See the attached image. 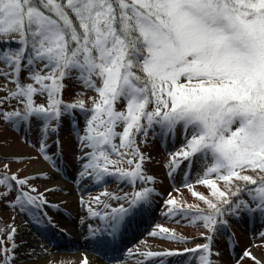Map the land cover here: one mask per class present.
Here are the masks:
<instances>
[{"label":"snow or ice","instance_id":"1","mask_svg":"<svg viewBox=\"0 0 264 264\" xmlns=\"http://www.w3.org/2000/svg\"><path fill=\"white\" fill-rule=\"evenodd\" d=\"M0 79V137L14 130L32 144L35 132L36 158L62 174L58 133L67 122L77 189L109 180L130 189L88 200L81 194L86 215L79 223L98 248L114 247L122 228L160 196L149 186L156 177L146 171L151 157L142 146L150 141L174 145L180 137L164 167L176 192L175 177L183 171L181 187L195 200L168 193L162 215L188 220L207 242L182 250L130 249L137 264H172L174 257L182 264L186 254L197 264H217L212 242L231 219L264 218V0H0ZM69 84L80 90L66 101ZM53 134L57 151L49 155ZM4 169L0 199L14 192L10 206L21 213L48 203L31 185L34 177L9 175L7 163ZM158 227L149 235L194 242ZM8 228L0 264H17V228ZM36 255L35 249L25 253ZM243 257L255 260L248 251ZM80 264L91 262L83 256Z\"/></svg>","mask_w":264,"mask_h":264},{"label":"rangeland","instance_id":"2","mask_svg":"<svg viewBox=\"0 0 264 264\" xmlns=\"http://www.w3.org/2000/svg\"><path fill=\"white\" fill-rule=\"evenodd\" d=\"M4 81L0 79V85ZM11 87V85H9ZM78 87L73 88L72 85L68 86V90L65 92L66 99L71 100L74 91H79ZM92 93H89L91 95ZM4 93L0 91V96ZM14 104V102H13ZM7 107V105H5ZM83 122L81 121V127ZM61 141L64 147L66 156L68 157L67 163L64 159L61 162V167L63 168L62 174L53 173L50 170V166L43 160L42 157H37L36 144L37 134L34 132L33 135L29 137L32 144H36L33 147L32 144L25 143L23 140L22 132H15L14 130H4L3 137H0V144H4V137L7 138V143L4 147L0 148V157H5V159H0V174H2L4 169V164H8V174H16L19 178H24L27 176L34 177L30 181L31 185L38 189V192L44 193L48 203L44 205L45 208L51 210L53 214L51 218H47L45 214L41 213L37 215L41 218V222H35L36 216H30L29 212L21 213L18 208H13L10 206L11 202L15 199V193H11L7 199H0V229H4L3 233L0 234V240L7 241V236L9 233V225H14L17 228V234L15 236V242L18 245L17 238L20 237L19 227L25 228L29 224L41 227L46 222L52 224L53 228L59 227V220L65 215L74 213L73 207L75 204L80 207V215H86V210L81 207L79 200L81 194L85 200L96 195L98 189H102L103 192L107 191L116 195H122L125 191H130V189L122 184L117 187H112L114 180H109L108 183L101 186H94L91 184H85L82 188L77 189L74 183L73 177L75 175V165L72 160L73 145L75 143L74 133L71 132L68 127V123L64 124L62 127ZM56 137V136H54ZM52 136L48 139V141ZM56 138H54V141ZM47 141V142H48ZM180 137L176 140L173 145L172 142H167L166 146L159 141H150L147 146H143V151L146 155H149L151 159L146 164V171L156 177L157 183L154 185L160 196L156 197L153 205L150 209L141 213L140 218L148 217L147 224H142V226L137 227L140 231L132 238L130 243L133 245L124 250V257L117 259L114 264H126L130 263L131 258H136V256L130 255L129 250L135 252L137 249L141 250H165V249H184V248H194L197 244L204 243V239L199 237L202 229H198L189 223L188 220L180 219L177 220L169 219L162 215L161 212H157L158 208H163V201L168 198V193H172V196L176 197L178 200H184L187 203L194 202L195 198L187 191V189L182 188L183 181V171L178 173L175 177V187L180 188V192L173 191V181L169 180L167 177V169L164 165L168 161L167 152L175 151L180 147ZM51 148L48 154L50 155V150L57 149L55 144H49ZM167 149V150H166ZM44 173H47V178H45ZM71 189H70V187ZM46 188L53 189L52 192H46ZM73 188H76L73 191ZM5 189L0 186V192ZM196 190L207 194L206 189L203 186H196ZM37 194V193H33ZM107 199V197H105ZM115 206V204H113ZM164 209V208H163ZM138 217V215H136ZM242 223L236 222L238 240L236 241L231 233L225 229L221 233H218L213 241V249L215 253L218 252L219 259L222 264H256V260H259L261 264H264V240L260 238V233L264 232V218L261 219L257 217H244ZM47 223V224H48ZM166 227L171 231H175L178 236L185 237L189 242L186 244H177L174 241H169L162 239L161 235L151 236L149 233L153 231L159 232V227ZM42 228V227H41ZM48 226L43 227L42 230L46 232L47 236H51L53 243L56 242V236H54V229ZM20 234V235H19ZM198 236V237H196ZM192 237V238H191ZM194 237V238H193ZM191 238V239H189ZM206 242V241H205ZM237 242V243H236ZM41 244V243H39ZM42 245V244H41ZM10 247V244H8ZM19 246V245H18ZM47 248L49 246L47 245ZM35 249L38 255L33 256L31 259L25 257V253H30ZM44 249H46L44 247ZM43 248L37 249L32 245L24 244L20 245L17 249V255L20 259L17 264H45L47 259L51 256V252L57 253L60 256H68L71 253L65 249V247L59 251L45 252ZM248 251L251 253L255 260L250 257H243V253ZM42 252V253H41ZM243 257V259H241ZM172 264H180V258H169ZM182 264H197L196 258L191 254H186L183 258Z\"/></svg>","mask_w":264,"mask_h":264},{"label":"bare ground","instance_id":"3","mask_svg":"<svg viewBox=\"0 0 264 264\" xmlns=\"http://www.w3.org/2000/svg\"><path fill=\"white\" fill-rule=\"evenodd\" d=\"M81 211L82 210H80V207L77 206V204H75L73 207L74 214L78 215ZM59 224L62 225L63 227H66L68 229L67 231L71 232L70 235L76 238L74 239V241L77 243V246L86 247L88 249H91V247L87 245V243L90 242V240L86 239L87 233L84 230V228L80 225L78 218L71 216V219L69 220L60 219ZM18 230H19V233L21 234V235L19 234L20 237L16 239L19 246L24 245V244H29L37 249L42 248V245L38 243V239L46 240V238L39 228H37L34 225H31L25 228L19 227ZM66 236L67 235L65 234V237ZM46 241L48 242V240ZM121 255L123 256V254H120L119 256ZM83 256H87L91 264H111V263H101L97 260L96 257H93L85 252L84 253H74L68 256H60L57 253L51 252V256L49 257V259H47L45 264H47V262H52V264H61V262H64V264H80V260L82 259ZM111 258L114 260V256L113 257L111 256ZM138 259H139L138 257L133 258L131 259L130 263H126V264H137Z\"/></svg>","mask_w":264,"mask_h":264},{"label":"trees","instance_id":"4","mask_svg":"<svg viewBox=\"0 0 264 264\" xmlns=\"http://www.w3.org/2000/svg\"><path fill=\"white\" fill-rule=\"evenodd\" d=\"M71 84H69V86H70ZM64 96H65V93H64ZM66 101H68L67 99H66V97H63ZM65 124H66V122H65Z\"/></svg>","mask_w":264,"mask_h":264}]
</instances>
